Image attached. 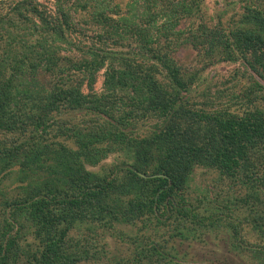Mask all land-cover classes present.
Instances as JSON below:
<instances>
[{
  "label": "trees",
  "instance_id": "1",
  "mask_svg": "<svg viewBox=\"0 0 264 264\" xmlns=\"http://www.w3.org/2000/svg\"><path fill=\"white\" fill-rule=\"evenodd\" d=\"M208 2L0 0V264H264V0Z\"/></svg>",
  "mask_w": 264,
  "mask_h": 264
},
{
  "label": "rangeland",
  "instance_id": "2",
  "mask_svg": "<svg viewBox=\"0 0 264 264\" xmlns=\"http://www.w3.org/2000/svg\"><path fill=\"white\" fill-rule=\"evenodd\" d=\"M218 1V0H217ZM220 2H222V0H219ZM209 6H213L212 4V0H209L208 2ZM175 59L178 60L180 63L182 64H186V62H189L193 59V54L192 51L187 49V48H183V49H179L176 52L175 55ZM153 120H149V123L147 124L145 130L148 129V127L150 125L153 124ZM115 156L114 155H110L105 161V164H111L112 162H115ZM201 171H197L196 172V177L194 179V181L196 183H193L194 186H201L199 185L200 181L205 184L207 183L206 180L204 179V177L201 178ZM198 183V184H197ZM139 226H137L136 228L133 229V231L131 230V228L129 227H121V229H124L125 234H131V233H135L138 229ZM143 232H146V230H143ZM148 235L149 233V237L151 239H155V234L153 232V229L151 231H147L146 232ZM113 233H104V236L98 237V241H100V239H102V244H105V249L110 251L111 253L116 254L115 252L118 251H124L126 248L125 244H121V242L118 243V238L116 235L111 236ZM93 241V239L91 240ZM175 248L178 251V258L182 257L181 259L179 258V264H223L226 261L229 262L230 260H233V256L231 254H227V252L224 251V249L221 250H216V248L214 246H209L210 244L208 243L207 245H203V244H199V243H195L192 245H189L188 243H183L181 246H179L177 244V242H175ZM118 249V250H117ZM215 250L217 252L213 253L212 251ZM175 254V253H174ZM215 258V259H214Z\"/></svg>",
  "mask_w": 264,
  "mask_h": 264
}]
</instances>
